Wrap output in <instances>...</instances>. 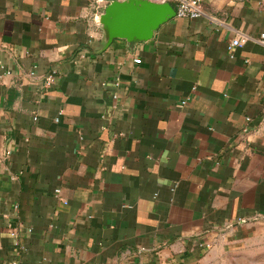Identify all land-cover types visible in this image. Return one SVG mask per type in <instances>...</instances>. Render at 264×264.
Instances as JSON below:
<instances>
[{
	"label": "crops",
	"instance_id": "crops-1",
	"mask_svg": "<svg viewBox=\"0 0 264 264\" xmlns=\"http://www.w3.org/2000/svg\"><path fill=\"white\" fill-rule=\"evenodd\" d=\"M92 2L0 0V264H224L264 244V0H201L104 51Z\"/></svg>",
	"mask_w": 264,
	"mask_h": 264
},
{
	"label": "water",
	"instance_id": "water-1",
	"mask_svg": "<svg viewBox=\"0 0 264 264\" xmlns=\"http://www.w3.org/2000/svg\"><path fill=\"white\" fill-rule=\"evenodd\" d=\"M175 18L174 7L168 2L152 0L111 1L103 8L98 25L103 33L106 50L114 40L129 45L152 39L160 26Z\"/></svg>",
	"mask_w": 264,
	"mask_h": 264
},
{
	"label": "built area",
	"instance_id": "built-area-1",
	"mask_svg": "<svg viewBox=\"0 0 264 264\" xmlns=\"http://www.w3.org/2000/svg\"><path fill=\"white\" fill-rule=\"evenodd\" d=\"M111 1L121 2L123 0H93L92 3L95 6H98L100 4L107 5ZM152 1L168 2V3H171L172 1H174L176 3L175 8H174L175 18H178V19H195L203 15L201 0H152ZM248 40H249V37L246 34L238 32L235 35V37L227 43V50L231 51L235 47H240L243 44H245ZM256 42L264 46V36H261L260 38H258ZM48 81L51 82L52 78H49ZM185 104H186L185 102H182L180 106L182 107Z\"/></svg>",
	"mask_w": 264,
	"mask_h": 264
},
{
	"label": "rangeland",
	"instance_id": "rangeland-1",
	"mask_svg": "<svg viewBox=\"0 0 264 264\" xmlns=\"http://www.w3.org/2000/svg\"><path fill=\"white\" fill-rule=\"evenodd\" d=\"M224 264H264V244L236 249L227 255Z\"/></svg>",
	"mask_w": 264,
	"mask_h": 264
}]
</instances>
